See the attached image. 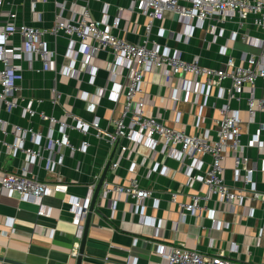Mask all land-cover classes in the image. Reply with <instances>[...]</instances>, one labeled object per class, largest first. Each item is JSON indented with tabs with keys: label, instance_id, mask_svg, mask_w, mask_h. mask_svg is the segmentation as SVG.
<instances>
[{
	"label": "built area",
	"instance_id": "2783aa9c",
	"mask_svg": "<svg viewBox=\"0 0 264 264\" xmlns=\"http://www.w3.org/2000/svg\"><path fill=\"white\" fill-rule=\"evenodd\" d=\"M126 1H129L127 8L120 9L111 22L106 19L110 6L107 2L102 3L101 9V13L106 15L105 20L92 17L88 0L83 3L69 0V7L65 3L55 2L57 14L52 25L39 28L18 23L14 6L7 0H0V113L20 108L23 117L39 116L46 122L45 130L39 131L0 117V146L3 153L7 156L20 153L26 157L28 164L27 169L22 171L5 170L0 166V193L6 196L17 195L21 201H40L45 196L55 194L67 195L68 184L63 181L59 172L55 173L54 182H46L34 176L32 168L43 160L49 165H61L64 147H69L72 151H87L89 143L86 140L79 146L70 143L69 131H76L81 135L93 134L106 141L112 149L116 146L109 166L111 171L116 170L122 159H127L128 154L137 152L140 147L151 151V174L166 175L169 172L166 165L154 160L155 154L177 160L179 170L186 177L187 187L198 182L206 188L204 194L193 193L189 202L178 201V193L170 192V202L177 205L180 222L187 215H196L197 212L205 210L203 203L211 198L224 204L231 212H235L237 207H244L246 215L252 216L254 209L246 205V202L258 201L264 208V191L257 189L253 177L257 167L249 165L246 150L250 147L263 150L264 142L260 130L252 133L245 144L242 142L244 122L240 108H234L230 104L245 102L249 114L248 123L255 121L257 113H264V98L256 92L257 81H264V0ZM37 2L46 0H30L31 9H34ZM66 9L70 11L71 17L62 16ZM134 11H139L146 18L145 36L139 43L128 41L113 32L121 21L127 24V15ZM166 12H172L176 17L179 29L175 37L178 40L187 43L196 30L209 31L211 38H205L203 42L207 41V46L217 44V53L224 59L222 66L217 68L203 64L200 54L185 59L179 50L160 47L151 40L152 28L155 23L159 25L165 19ZM158 29L162 35L163 28L159 26ZM46 35H63L69 39L65 51V56L70 60L69 65L56 69V51L48 48ZM15 37H18L19 43ZM234 43L250 46L255 51L233 56L231 50ZM98 50L108 51L112 55L113 63L120 64L126 72L125 83L113 82L108 90L112 101L117 102L121 97L124 99L121 114L111 120L112 131L102 128L100 119L96 116L84 119L69 110H63L60 116L47 115L33 109L32 101L22 104L24 99L20 95V82L23 79V60H39L43 70L58 71L61 76L77 77L79 73H89L94 77L96 70L92 61ZM77 62H80L79 70L75 68ZM150 72L161 73L168 80L178 74L192 78L188 82L180 81L177 87L203 99V104L195 115V127H200L203 122L202 110L208 97L212 95L216 100H223L220 105H211L219 112L214 135H211L209 128L203 129L201 134H188L183 129L167 126L157 114H146L145 101L137 96ZM106 89L100 90L93 98L83 97L88 102L87 111L94 113ZM60 98L61 93L55 78L50 88L49 101L54 106L59 103ZM171 99L178 102L176 91ZM35 101L43 103V99ZM9 136H13V140L8 141ZM27 141L38 148L27 147ZM227 154L233 158V179L239 183L236 187L230 186L224 179L222 161ZM203 156L209 157L206 165L202 160ZM147 159L144 158L141 164L145 165ZM135 167L136 163L132 162L129 170L134 171ZM99 177L100 175L93 176L85 196L68 194L67 202L73 209V221L79 238L83 233L84 221ZM110 194L116 195L117 201L119 197L130 199L131 213L141 217L146 216L147 201H151L154 208L159 206V198L154 191L142 187L137 177L130 179L126 185L104 180L99 197L105 199ZM116 200L111 202V206L114 207ZM37 205V216H48L41 209V205ZM50 234H53V230ZM74 246L73 255H77L78 243ZM160 246L164 264H249L230 259L223 251L207 255L181 243L159 245L158 250L161 249Z\"/></svg>",
	"mask_w": 264,
	"mask_h": 264
},
{
	"label": "crops",
	"instance_id": "0c3cea01",
	"mask_svg": "<svg viewBox=\"0 0 264 264\" xmlns=\"http://www.w3.org/2000/svg\"><path fill=\"white\" fill-rule=\"evenodd\" d=\"M7 1L17 12L18 23L39 28L52 25L57 14L55 2L70 6L69 0H46L37 2L34 9H31L30 0ZM83 1L85 0H78L79 3ZM103 2L110 5L106 18L108 22H111L120 9L129 5L126 0H88L94 19L105 20L106 15L101 13ZM62 16L68 18L71 13L66 9ZM127 17L128 23L121 21L113 32L128 41L139 43L145 36L146 18L139 11L131 12ZM159 26L164 30L162 35L159 34ZM178 29L179 24L174 14L166 12L165 19L159 25L155 23L152 28L150 39L160 47L179 50L185 59L200 54L203 64L217 68L222 66L224 59L217 53V44L207 46V41L203 42L205 38H211L209 31L196 30L194 36L186 43L175 37ZM15 40L19 43L18 37H15ZM68 40L63 35L45 37L48 48L56 51L57 70L70 64V60L65 56ZM236 44L232 45L233 56L252 52L250 46L239 43L243 47H238ZM244 47L250 50H245ZM92 64L96 70L94 77L89 73L69 77L61 76L58 71L43 70L39 60H23V79L20 82V95L24 99L22 104L32 101L33 109L43 111L47 115L60 116L63 110H69L84 119L96 116L100 119L102 128L112 131L111 120L121 114L124 99L121 97L117 102L112 101L108 90L113 82L124 84L126 72L120 64L113 63L112 55L106 50H98ZM75 68L79 70L80 62L75 64ZM55 78L61 98L59 103L53 106L49 98ZM185 80L188 82L192 78L178 74L168 80L161 73L150 72L146 75L137 97H142L145 101L146 114L159 115L167 126L183 129L188 134H201L203 129L209 128L213 136L219 112L211 105H220L223 100H216L212 95L208 97L202 110L203 122L200 127H195V115L203 104V99L192 92L178 89L179 82ZM256 85L257 95L264 98V81L258 80ZM104 88L107 89L94 113H90L87 111L88 102L83 97L93 98ZM174 91L179 97L176 103L171 99ZM34 99H43V103L39 104ZM230 105L240 108L244 122L242 142L245 144L251 134L258 130L264 142V113H257L255 121L248 123L249 114L245 102H231ZM0 117L14 124L32 127L34 130L44 131L46 127V122L39 116L23 117L20 108L12 112L1 111ZM7 140H13V136H9ZM83 140L89 143L87 151H72L69 147H64L61 165H49L43 160L33 166V175L40 180L54 182L55 173L59 172L63 181L68 184V194L85 196L93 176L101 175L112 148L106 141L93 134L81 135L76 131H69V141L72 145L79 146ZM26 146L38 148L29 141ZM246 155L249 157V165L257 167L253 175L257 189L264 191V149L250 147L246 150ZM127 156V159L121 160L116 170L111 171L109 167L105 180L126 185L130 179L137 177L142 187L154 191L159 198V206L154 208L151 201H147L146 216L141 217L131 213L130 199L119 197L117 201L116 195L112 194L105 199L98 197L91 216L81 264H164L160 255L162 247L158 250L159 245L179 243L207 255L223 251L230 259L249 264H264V208L260 202H246V205L254 209L253 215L247 216L244 207H237L235 212H231L224 204L211 198L203 203L205 210L197 212L196 215H187L184 221L180 222L179 209L176 204L170 202V192L178 193V201L189 202L193 193L204 194L206 188L198 182L192 187H187L186 177L179 170V163L174 158L155 154L154 160L169 169L166 175H156L149 171L153 161L149 158L151 151L148 148L140 147L137 152ZM144 158H148L145 165L141 164ZM202 160L206 165L209 157L203 156ZM132 162L136 163L134 171L129 170ZM222 164L226 183L238 186L239 183L233 179L232 155L227 154ZM0 166L5 170L22 171L27 169L28 164L22 154L7 156L0 146ZM68 194L48 195L40 201H21L17 195L6 196L0 193V264H76L78 250L77 255H73L74 244L77 242L79 249L82 236H77L73 209L67 202ZM114 200L116 201L113 207L111 202ZM37 204L41 205V209L46 211L48 216H37ZM51 230L53 234H50Z\"/></svg>",
	"mask_w": 264,
	"mask_h": 264
},
{
	"label": "water",
	"instance_id": "95a60500",
	"mask_svg": "<svg viewBox=\"0 0 264 264\" xmlns=\"http://www.w3.org/2000/svg\"><path fill=\"white\" fill-rule=\"evenodd\" d=\"M115 150H116V146L112 149V152H111V154L109 155V157H108V159L106 161V164H105V166L103 168V171H102V173H101V175H100V177L98 179L96 188H95L93 196L91 198L89 209H88V212H87V215H86V219H85V223H84V227H83V235H82V239H81V242H80V245H79V249H78V257H77V260H76V264H81V259H82V255L84 253V247H85V243H86V237H87L88 228H89V225H90L91 216H92V213H93V211L95 209V205H96V202H97L98 197H99L101 185H102V183L104 182V180L106 178V175L108 173L109 166L111 164V161H112V158L114 156ZM18 264H22V263H18Z\"/></svg>",
	"mask_w": 264,
	"mask_h": 264
},
{
	"label": "rangeland",
	"instance_id": "374dc122",
	"mask_svg": "<svg viewBox=\"0 0 264 264\" xmlns=\"http://www.w3.org/2000/svg\"><path fill=\"white\" fill-rule=\"evenodd\" d=\"M236 46H238V47H243V45H241V44H239V43H237ZM244 49H245V50H250V48H248V47H244ZM250 51L254 52L255 50H254V49H251Z\"/></svg>",
	"mask_w": 264,
	"mask_h": 264
}]
</instances>
